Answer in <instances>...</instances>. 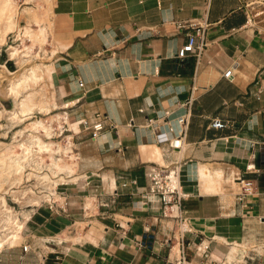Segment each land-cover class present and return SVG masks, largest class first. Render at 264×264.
Returning <instances> with one entry per match:
<instances>
[{"label":"crops","instance_id":"obj_1","mask_svg":"<svg viewBox=\"0 0 264 264\" xmlns=\"http://www.w3.org/2000/svg\"><path fill=\"white\" fill-rule=\"evenodd\" d=\"M52 1L48 106L72 157L28 209L36 264H264V0ZM195 25L207 46L180 58ZM188 114L180 149L157 143Z\"/></svg>","mask_w":264,"mask_h":264},{"label":"rangeland","instance_id":"obj_2","mask_svg":"<svg viewBox=\"0 0 264 264\" xmlns=\"http://www.w3.org/2000/svg\"><path fill=\"white\" fill-rule=\"evenodd\" d=\"M13 1L16 13L14 18L15 21L18 22V29L16 28L14 32L10 33L6 37L5 43L0 45V159H3L0 160V163H2V161L5 162V160L6 162L8 161L9 156L12 154L10 152L22 151V149L18 146L20 141H22L21 132L26 131L29 133L30 130H32L33 122L38 118H42L46 122L53 123L55 128V135L52 139L53 141L58 142V140L62 139L57 135L61 124H58V120H56L57 117H51V108L48 106V100L54 101L55 99L56 91L52 85L55 82L52 79L53 77L51 78L45 72L48 68L46 67L47 62L49 61V57H47L48 51H45V48L46 46H49L48 26H50L51 17L54 15L53 1ZM3 25L0 24V27H3ZM43 26L44 28H47V37L44 41L41 39V41L38 40L39 38L36 36L31 39L25 33V28L30 27L33 32H36L35 34H37L38 29ZM12 46H16L18 48L19 56L17 55L15 58H12L11 56ZM34 65H40L42 69H40L39 72L41 73L42 71L45 76L36 82L30 83V86L28 85L26 87H22L23 89L20 88L22 92L20 91L21 94L19 99L21 100L30 94L36 99L37 103L39 102V104L36 105L37 107L32 113L27 114L26 116H20V118L16 120L12 126H8L7 117H10L11 112L16 110L17 107L15 106L16 103L14 101V97L3 89L10 84L11 80L18 77V75L20 76V74L26 72ZM43 107L44 109H42ZM38 150L34 152V155L32 156L33 158L30 159L31 164L27 166L24 170L25 172L20 174H12V172L10 173L5 170L3 164H0V173L3 174L5 172L3 175L0 174V197H6L8 207L12 209L14 215H17L22 221H24V226L30 216V211H28L29 207L36 204V200L40 203L42 198H46V194L49 190L44 187V184L51 183V179H53L51 176L55 175L49 167V163L51 162L50 154L39 153ZM5 156L8 158H5ZM57 157L62 156L61 154H57ZM47 160L49 161L48 163ZM63 161L61 162L62 165ZM38 164L41 165L40 168ZM61 170L62 169H57V173ZM29 172L32 173L29 174ZM45 172L49 173V178L42 180L41 176L46 174ZM22 175L23 177L19 178ZM1 176L3 177L1 178ZM25 191L26 193H24ZM3 209V202L0 198V210ZM23 231L25 238L30 232L27 229H23ZM25 245L29 247V251H25ZM0 264H36V255L29 246V243L25 244L21 241L20 245L16 247L6 246L0 251Z\"/></svg>","mask_w":264,"mask_h":264},{"label":"bare ground","instance_id":"obj_3","mask_svg":"<svg viewBox=\"0 0 264 264\" xmlns=\"http://www.w3.org/2000/svg\"><path fill=\"white\" fill-rule=\"evenodd\" d=\"M15 14H16L15 6H14L13 0H0V24L2 25L4 24L3 27H0V45L5 43L6 37L10 33L14 32L16 28L18 29V22H16L14 18ZM44 26L38 29L37 34H35L36 32L34 33L30 27H26L25 33L31 39L35 38L36 36L39 38L38 40L41 39L44 41V39H46L47 37L46 36L47 28L46 27L44 28ZM11 50H12L11 51L12 58H15L17 55L19 56L18 48L16 46L14 47L12 46ZM46 67L48 68L45 72L52 78V75L56 72V69L50 65ZM40 69H42L40 65H37V66L34 65L32 68H30L26 72L20 74V76L18 75V77L11 80L10 84L6 86V88L4 87L5 89L3 90L9 93L12 97H14V101L16 103L15 106L17 107L16 110L11 112L10 117L9 116L7 117L8 126H12L14 122L20 118V116H23V115L26 116L27 114L32 113L36 109L37 107L36 105L39 104V102L37 103L36 99L32 97V95L30 94H28L26 97H24L21 100L19 99V96L21 94L20 88L26 87L30 83L36 82L45 76V74L42 71L41 73L39 72ZM41 102H44V101H41ZM42 109H44V107ZM4 115L2 116L5 117ZM56 117L60 119L59 116H56ZM59 123L61 124L60 120H59ZM54 134H55V128L52 122H46L42 118L36 119V121L33 122L32 130H30L29 133H27L26 131L21 132L22 141H20V144L18 146L20 147V149H22V151L21 152L13 151L14 153L10 152L12 154L9 156V158L5 156V158H8V161L7 162L6 160L5 162L2 161V163L0 164H3L5 167V170H7L10 173L12 172V174L13 173L20 174L22 172H25L24 170L27 168L28 165L31 164L30 159L33 158L32 156L34 155V152L37 151L39 147V150H38L39 153L50 154L51 162L49 163V167L52 173L56 174L57 169L63 168L61 162L65 160L66 158H71L72 155L69 153V151L71 150V148H69L70 146L69 147L62 146L60 143L52 140ZM59 153H62L63 156L57 157V154ZM0 160H3V159H0ZM40 166L41 165H39V168ZM30 173L32 172H29V174ZM48 174L49 173L42 175L41 176L42 180L43 179L46 180L47 178H49ZM2 177L3 176H1V178ZM21 177H23V175L20 176L19 178ZM3 180H6V179H3ZM51 180H52L51 183L44 184V187L48 188L49 192L50 191L53 192V188L55 189L60 184V181L57 179L55 180L51 179ZM24 193H26V191ZM0 198L2 199L3 207H4L3 210H0V251H1L6 246L15 247L21 243V241L23 240L24 221H22L20 217H18L17 215L13 214L12 209L8 207L6 197L1 196ZM38 202L39 201L36 200V203ZM233 256L234 255H232L231 257Z\"/></svg>","mask_w":264,"mask_h":264},{"label":"built area","instance_id":"obj_4","mask_svg":"<svg viewBox=\"0 0 264 264\" xmlns=\"http://www.w3.org/2000/svg\"><path fill=\"white\" fill-rule=\"evenodd\" d=\"M196 26V25H195ZM207 46L206 42V32H205V27L204 26H196L195 31L191 32L188 34V42L179 50L178 52V57L184 58L187 54H192L196 56L197 58H200L201 55L203 54L205 48ZM233 69H229L224 73V77L228 79H233ZM79 84L81 87L84 86V83L80 80ZM189 119H190V114L185 116L180 120L181 125H183V131L180 132V134L176 137H172L170 135V132L168 131H161L158 132L156 135V140L157 143L159 144H164V143H169L170 146L174 149H180L183 146V141L184 138L186 137L185 130L187 126L189 125ZM212 127L214 128H224L226 126L225 122H223L220 119H215L212 124ZM95 133L94 135L103 130L104 126L102 122L97 123L94 126ZM251 190V183L250 182H245V191L248 192ZM176 193V192H168V191H162L161 192V201L168 205L173 203V201H176V203H179L181 201V195L178 193L176 196V199L172 197L171 194ZM179 220V229H180V236H179V241L181 242V245L184 247L185 245V234L189 231V224L187 222V219L183 216L178 217ZM25 251H28L29 247L27 245L24 246ZM186 258V257H185ZM184 261V259H183Z\"/></svg>","mask_w":264,"mask_h":264}]
</instances>
